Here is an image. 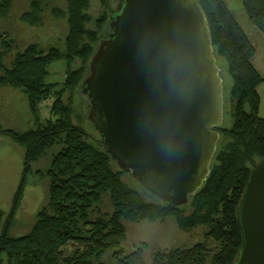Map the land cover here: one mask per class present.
<instances>
[{"label":"trees","instance_id":"1","mask_svg":"<svg viewBox=\"0 0 264 264\" xmlns=\"http://www.w3.org/2000/svg\"><path fill=\"white\" fill-rule=\"evenodd\" d=\"M199 1L209 21L217 58L221 56L228 64L235 121L232 127L221 129L223 137L229 139L226 148L218 151L208 181L186 207L162 202L142 186L140 190L128 188L122 181L126 172L97 144L99 134L74 124V112L64 104L63 93L76 91L84 104L80 91L87 70L72 72L58 95L46 82L48 68L59 60L73 63L81 58L89 65L95 42L104 31L98 38L91 34L92 44L83 42L87 33L84 11L89 0H69L66 55L56 48L42 52L31 44L18 52L13 67L6 69L0 53V70L4 72L0 85L24 89L34 113L38 103L56 96L51 110L56 122L50 119L46 125L18 138L28 147V164L38 159L45 143L65 137V148L55 156L48 172L49 206L39 213L30 233L18 238L10 237L8 231L1 235L0 264H103L102 259L110 251L117 264H149L143 246L127 253L121 248L126 238L123 223L164 221L169 217H174L184 231L205 227V240L189 248L159 251L152 264L235 263L242 244L237 208L251 169L264 158V119L259 115V88L264 78L252 64L256 49L227 1ZM9 3L0 0V13ZM242 3L251 22L264 35V0ZM24 18L32 25L38 23L29 21V15ZM107 193L113 211L101 214L95 207Z\"/></svg>","mask_w":264,"mask_h":264},{"label":"water","instance_id":"2","mask_svg":"<svg viewBox=\"0 0 264 264\" xmlns=\"http://www.w3.org/2000/svg\"><path fill=\"white\" fill-rule=\"evenodd\" d=\"M82 82L96 141L144 189L186 207L208 181L224 124V80L199 0H116ZM1 140V139H0ZM234 264H264V158L236 212Z\"/></svg>","mask_w":264,"mask_h":264},{"label":"rangeland","instance_id":"3","mask_svg":"<svg viewBox=\"0 0 264 264\" xmlns=\"http://www.w3.org/2000/svg\"><path fill=\"white\" fill-rule=\"evenodd\" d=\"M9 1L8 8L3 11L4 14L0 13V53L3 55V66L6 69H11L16 54L31 44H36L42 52L56 48L61 54L66 55L70 32L69 0ZM226 1L256 49L252 64L264 78V35L251 22L242 0ZM110 4L109 0H89V7L84 11L87 15L85 23L87 33L83 39L85 44H92L91 34L98 38L106 27V19L111 14ZM26 15H29V21L38 20V23L32 25L25 21ZM100 39L102 38L99 37L95 42V47ZM217 59L224 80L223 128H230L235 121L234 101L231 97L233 82L228 73L226 60L221 56ZM87 66L88 64H84L81 58L75 59L73 63L65 59L59 60L48 68L46 82L58 95L69 75L74 71L87 70ZM3 75L4 72L0 70V76ZM259 93L261 96L259 115L264 119V83L260 86ZM78 96L76 91L66 90L62 99L74 112L73 122L76 126L96 132L93 124L86 121L82 111L84 104ZM53 97L56 98L54 95ZM54 98L38 103L37 112L34 113L24 89L0 85V237L6 231L13 238L30 233L38 221L39 213L49 206L51 180L48 172L55 156L65 148V137L60 136L45 143L38 159L29 164L28 147L19 142L18 138L46 125L50 119L56 122L57 118L51 114ZM80 116L82 120H78ZM228 141L229 139L221 135L218 151L224 150ZM122 181L130 189H142L128 172L122 176ZM95 208L101 214L111 213L113 206L110 194H105ZM95 214L99 215L97 212ZM123 224L126 227V238L121 248L127 253L143 246L145 260L149 264H152L155 253L159 251L189 248L203 242L207 232L205 227L181 230L174 217L155 222L124 221ZM69 250L71 252V249ZM102 263L117 264L112 251L104 256ZM207 264H210V261Z\"/></svg>","mask_w":264,"mask_h":264},{"label":"flooded vegetation","instance_id":"4","mask_svg":"<svg viewBox=\"0 0 264 264\" xmlns=\"http://www.w3.org/2000/svg\"><path fill=\"white\" fill-rule=\"evenodd\" d=\"M109 1L111 2V4H110L111 14L106 19V27H104V31L101 33V36H100L101 38H105V37L107 38L112 33V30L110 28V24L113 21V18H112V14H113L112 4H114L116 2V0H109ZM2 137H4V136H2Z\"/></svg>","mask_w":264,"mask_h":264}]
</instances>
